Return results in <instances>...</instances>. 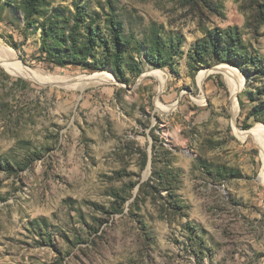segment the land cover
<instances>
[{
  "label": "rangeland",
  "instance_id": "rangeland-1",
  "mask_svg": "<svg viewBox=\"0 0 264 264\" xmlns=\"http://www.w3.org/2000/svg\"><path fill=\"white\" fill-rule=\"evenodd\" d=\"M259 1L46 0L28 27L22 0H0V264H264L262 151L237 134L264 127L250 116L264 77L189 58L232 27L240 53L264 59ZM76 3L89 18L113 7L124 80L41 53L43 22L61 8L68 33ZM154 30L175 46L172 67L148 61ZM104 59L99 47L89 63ZM221 66L238 70L235 100ZM164 173L177 176L174 197Z\"/></svg>",
  "mask_w": 264,
  "mask_h": 264
},
{
  "label": "trees",
  "instance_id": "trees-1",
  "mask_svg": "<svg viewBox=\"0 0 264 264\" xmlns=\"http://www.w3.org/2000/svg\"><path fill=\"white\" fill-rule=\"evenodd\" d=\"M44 2L46 0H22L25 21L28 27L36 23L39 18H42V8L46 6ZM259 2L258 26H262L264 25V5L263 1ZM74 8L76 11L72 19L74 25L68 33L63 31L61 22L58 19V16H60L58 14H62L61 8L53 11V15L57 14V17L55 15L51 16L43 22L41 53L46 56L45 59L50 65L59 68L81 66L91 70H103L111 65L116 76L124 80L123 65L129 51V45L123 36V24L115 16L113 7L111 6L110 13H107L102 7V14L95 11L90 18L81 9L80 3H76ZM36 17L38 19H35ZM100 19H103V21L100 22ZM102 24L106 26L109 32L108 39L103 33ZM149 44L150 49L147 56L152 66L156 69L172 67L175 46L167 44L155 30ZM99 47L104 48L106 59L99 61L101 65H91L89 59L94 57L95 51ZM242 48L243 39L238 29L232 27L227 30L218 29L209 32L206 38L193 48L189 58L194 63L203 64L207 63V60L212 61L218 57L220 64L226 63L239 67L245 75L248 74L244 69L245 66L251 65L255 68L254 70L258 76L264 77V59L258 54L249 56L243 51L240 53L239 50ZM239 58H241V61H237ZM137 72L140 73L141 70L137 69ZM263 94L264 91L261 95ZM263 112L264 109L260 110L257 107L250 116L259 122H264V119L260 117ZM251 127V125H246L247 129ZM164 174V177L163 175L158 176L156 180L158 184H165L168 180L170 197H174L173 183L178 182L177 176L169 173ZM174 206L176 208L177 204L175 203Z\"/></svg>",
  "mask_w": 264,
  "mask_h": 264
},
{
  "label": "bare ground",
  "instance_id": "bare-ground-1",
  "mask_svg": "<svg viewBox=\"0 0 264 264\" xmlns=\"http://www.w3.org/2000/svg\"><path fill=\"white\" fill-rule=\"evenodd\" d=\"M217 70L219 72H221L222 74H224L227 82L230 84L232 90H233V96H234V100L236 98V94L237 92L243 87V83L239 82V76H238V70L234 67H229V66H221L218 67ZM25 75H27L28 77L41 82L44 81L45 79L40 76L38 73L34 72V71H30V70H24ZM208 73L207 72H202L199 76L200 82H202L206 77H207ZM85 78V77H84ZM92 78V77H91ZM91 78H85V79H79L78 83H81L82 81H91L93 79ZM95 80V79H94ZM237 134L241 137V138H246L248 135H252L255 139H257L259 147L261 148V153H262V158H263V163H264V127L263 126H258L254 129H252L249 132H241V131H237ZM261 181L264 182V164H263V170L261 173Z\"/></svg>",
  "mask_w": 264,
  "mask_h": 264
}]
</instances>
